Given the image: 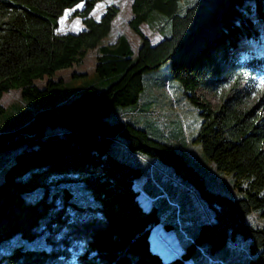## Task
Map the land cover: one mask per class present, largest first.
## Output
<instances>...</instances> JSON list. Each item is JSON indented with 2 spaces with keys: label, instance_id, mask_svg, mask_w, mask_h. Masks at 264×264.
Wrapping results in <instances>:
<instances>
[{
  "label": "trees",
  "instance_id": "16d2710c",
  "mask_svg": "<svg viewBox=\"0 0 264 264\" xmlns=\"http://www.w3.org/2000/svg\"><path fill=\"white\" fill-rule=\"evenodd\" d=\"M97 1L0 0V113L11 89L36 102L51 96L62 83L50 79L55 72L94 48V74L107 83L43 102L29 120L0 132V157L11 152L0 161V264H186L194 247L204 252L202 242L217 248L237 233L248 239L249 264H264V0H193L183 8L179 0H133L136 52L124 34L103 44L118 9L95 18ZM81 3L74 13L84 28L58 32L64 11ZM153 12L170 25L154 44L140 29ZM164 63L201 116L189 143L231 175L233 194L208 188L203 169L166 136L117 118L141 99L144 73ZM44 77L45 86L34 84ZM229 82L233 94L217 109L195 95ZM117 136L129 150L170 165L213 210L179 256L165 259L151 247L160 196L141 202V168L109 149Z\"/></svg>",
  "mask_w": 264,
  "mask_h": 264
},
{
  "label": "rangeland",
  "instance_id": "374dc122",
  "mask_svg": "<svg viewBox=\"0 0 264 264\" xmlns=\"http://www.w3.org/2000/svg\"><path fill=\"white\" fill-rule=\"evenodd\" d=\"M132 1L98 0L96 2L90 12L95 18H98L106 7L111 5H115L118 9L111 23L110 33L102 40L103 44L113 43L120 34H124L134 51H137L141 38L129 26V21L133 17ZM192 1L179 0L180 7L183 8L185 4ZM82 6L83 3L64 11L59 19L58 32H77L84 28L81 17L74 13L75 9H80ZM151 17V21L140 24V29L154 44L162 38L163 34L169 32L170 25L167 17L162 13L153 12ZM99 55L98 48L91 49L72 67L56 71L50 79L61 80L62 83L54 85L51 96L41 98L40 102L22 97L20 89L5 92L1 98L5 110L0 113V132L29 120L43 102L58 101L91 83H94L98 89L105 87L107 83L99 80L94 74ZM72 74L75 75L72 76ZM48 80L49 77H44L35 80L34 84L42 88ZM144 82V90L136 106L120 110L117 118L122 121L121 117H124V121L129 119L136 122L157 138H169L203 169L202 174L208 188L233 194L230 186L231 175L214 169L213 165L204 159L200 146L189 143L201 116L195 105L188 100L171 77L169 64L164 63L158 68L145 72ZM243 83L244 81L239 87H243ZM232 94V82L216 89L199 87L195 92L200 102H208L214 109L219 108L222 102ZM260 96L261 93L254 95L250 104H255ZM109 149L117 157L141 168V175L135 179V186L140 191L139 198L144 205H149L151 200L160 196L153 201L159 222L152 228L150 240L157 249L160 247L166 249L165 256L169 258L179 256L180 249L184 250L189 244L187 236H193L201 222L213 220V210L200 198L195 185L180 178L173 172L170 165L159 159L129 150L122 136L114 138L109 144ZM9 153L11 152L2 154L0 161L8 157ZM154 195L156 197H153ZM247 245L248 239L239 233L230 237L222 246L213 249L208 242H202L199 246L204 252H200L197 246L194 247L191 258L194 262L188 260L186 264H197L195 262L222 264L220 261L227 264H249ZM205 252L213 258L207 260Z\"/></svg>",
  "mask_w": 264,
  "mask_h": 264
},
{
  "label": "crops",
  "instance_id": "0c3cea01",
  "mask_svg": "<svg viewBox=\"0 0 264 264\" xmlns=\"http://www.w3.org/2000/svg\"><path fill=\"white\" fill-rule=\"evenodd\" d=\"M166 229H168V226H166ZM170 230V229H169ZM169 230H167V231H169ZM149 240H150V235H149ZM168 241H170L169 239H168ZM170 243H171V241H170ZM150 244H151V247L154 249V250H156L157 252H159L160 254H161V256L163 257V258H169V257H167V256H165L164 255V252L166 251V249H164V248H159V249H157V247L155 246L154 247V245L152 244V241L150 240ZM170 245V244H169ZM180 251H182V249H180ZM165 256V257H164ZM193 261V260H192ZM194 262V261H193ZM195 263H197V264H203V263H200V262H195Z\"/></svg>",
  "mask_w": 264,
  "mask_h": 264
},
{
  "label": "built area",
  "instance_id": "2783aa9c",
  "mask_svg": "<svg viewBox=\"0 0 264 264\" xmlns=\"http://www.w3.org/2000/svg\"><path fill=\"white\" fill-rule=\"evenodd\" d=\"M122 121H124V117H121Z\"/></svg>",
  "mask_w": 264,
  "mask_h": 264
}]
</instances>
